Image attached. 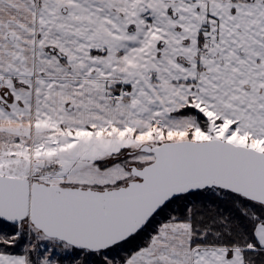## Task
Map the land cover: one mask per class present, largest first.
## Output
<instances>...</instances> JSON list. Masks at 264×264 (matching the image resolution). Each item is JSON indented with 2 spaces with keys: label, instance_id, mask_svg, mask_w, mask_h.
Masks as SVG:
<instances>
[{
  "label": "snow or ice",
  "instance_id": "snow-or-ice-1",
  "mask_svg": "<svg viewBox=\"0 0 264 264\" xmlns=\"http://www.w3.org/2000/svg\"><path fill=\"white\" fill-rule=\"evenodd\" d=\"M0 264H264V0H0Z\"/></svg>",
  "mask_w": 264,
  "mask_h": 264
}]
</instances>
